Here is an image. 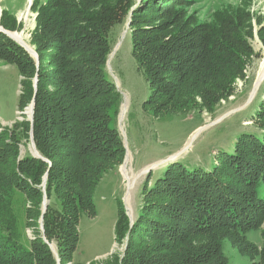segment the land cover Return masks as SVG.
Segmentation results:
<instances>
[{
  "label": "trees",
  "instance_id": "obj_1",
  "mask_svg": "<svg viewBox=\"0 0 264 264\" xmlns=\"http://www.w3.org/2000/svg\"><path fill=\"white\" fill-rule=\"evenodd\" d=\"M144 1L131 11L132 0H48L39 8L31 41L38 66L0 32V61L24 78L19 107L34 103L32 122L0 132V264H56L53 243L59 264L71 263L81 215L95 216L96 187L123 161L125 150L113 124L121 94L106 72L115 26L130 20L131 56L150 89L142 109L153 116L189 113L197 100L212 114L233 95L236 79H243L242 59L252 53L243 30L249 29L246 18L224 17L216 27L188 29L176 13L167 12L186 0L157 6ZM159 14L168 20L152 26L149 18ZM258 35L264 46V26ZM54 43L58 56L50 74L42 53ZM249 117L251 130L236 135L227 150L218 149L207 167L175 161L154 181L149 173L130 231L117 202L114 241L125 248L121 261L116 257L107 264H229L222 238L231 235L241 245L259 247L260 253L250 254L258 255L255 264H264V98ZM30 133L40 158L20 153ZM21 200L32 206L24 212L34 239L19 227ZM41 216L43 234L36 230ZM257 231L260 246L247 238Z\"/></svg>",
  "mask_w": 264,
  "mask_h": 264
},
{
  "label": "rangeland",
  "instance_id": "obj_2",
  "mask_svg": "<svg viewBox=\"0 0 264 264\" xmlns=\"http://www.w3.org/2000/svg\"><path fill=\"white\" fill-rule=\"evenodd\" d=\"M66 1L78 2V0ZM132 1L134 3L131 11L139 9L142 0ZM148 1L157 6L162 4L163 0ZM47 2L48 0H0V23H5L14 31H6L1 26L0 29L9 34L16 32L22 35L32 49L31 56L36 66L38 59L31 41L36 33L39 8ZM167 12L176 13L186 28L195 30L201 27H216L217 22L224 17L236 20L237 16H243V21L246 18L249 29L245 26L243 30L248 34L246 39L252 53L242 59L244 77L236 79L233 84V95L227 100L220 101L212 114L201 109L200 101L197 100L198 107L189 113L177 112L153 116L142 109L150 89L131 56L132 44L127 25L128 18L123 25L113 28L110 40L111 53L115 50V54L110 63L111 53L108 56L106 72L121 94V104L113 124L122 140L125 153L121 165L105 174L93 193L95 216L81 215L78 224L79 241L72 262L69 264H107L116 257L121 261L125 246L124 243L118 245L114 241L113 234L117 202H122L130 231L143 206V188L146 184L150 185L151 179L146 182L149 173L154 181L168 163L175 161H180L187 168L207 167L213 161L212 156L216 157L218 149L227 150L236 135L251 130L249 116L255 107L263 102L264 75L257 90L255 85L264 68V46L258 35L259 29L264 26V0H186V3L178 4ZM149 20L152 26H157L168 20V17L159 14L150 17ZM56 47H59V44H51L50 48L44 49L42 53L44 68L49 70L50 74L55 66L53 62L58 56ZM23 80L14 66L0 61V132L4 129L11 130L15 124L22 121L32 122L27 112L32 101L22 103L23 107H19ZM31 80L35 89L36 76ZM124 97L128 108L122 128L119 118ZM20 153L22 156L34 155L31 142L23 139L20 143ZM127 159L128 163L125 164ZM125 165L131 178L130 183L124 178L121 169ZM261 190L264 191L263 188ZM44 200L46 199L42 201L41 213H43ZM21 206L19 227L28 239H34L35 230L25 227L24 212V209H30L32 206L28 202L22 205V200L17 203V208ZM41 223L42 216L38 220L39 226L36 230L43 234ZM129 233L125 234V241L128 240ZM247 238L254 245H261L258 231L250 232ZM222 243L223 253L229 264H255L258 261V255H252L250 251L255 250L260 253L259 247L255 249L250 245H241L232 235L222 238ZM51 246L55 252L53 254L56 264H59L56 246L54 243Z\"/></svg>",
  "mask_w": 264,
  "mask_h": 264
},
{
  "label": "bare ground",
  "instance_id": "obj_3",
  "mask_svg": "<svg viewBox=\"0 0 264 264\" xmlns=\"http://www.w3.org/2000/svg\"><path fill=\"white\" fill-rule=\"evenodd\" d=\"M10 36L15 40L17 41L19 44H21L23 47H25L29 52H31L32 49L29 48V46L27 45V43L25 42V40L23 39L22 35H20L19 33H10ZM125 36V34H124ZM115 54V51L111 53V55L109 56V63L110 61L112 60L113 56ZM264 75V68H262V71H261V74L259 75V78H258V82L257 84L255 85V90H257L259 84H260V79L263 77ZM127 101H126V98L124 97V102L122 103V106H121V110H120V118H119V122L121 123V127L123 128V124H124V121H125V116H126V112H127ZM28 114H29V111H27ZM176 156V155H175ZM130 157V156H129ZM174 157H171V159H173ZM128 163V159L126 160L125 164ZM122 171H123V174H124V178L126 179V181H128V183H130V176H129V173H128V170H127V167L126 165L121 168ZM133 184V183H132ZM128 186V185H127Z\"/></svg>",
  "mask_w": 264,
  "mask_h": 264
},
{
  "label": "water",
  "instance_id": "obj_4",
  "mask_svg": "<svg viewBox=\"0 0 264 264\" xmlns=\"http://www.w3.org/2000/svg\"><path fill=\"white\" fill-rule=\"evenodd\" d=\"M130 21V20H129ZM129 21H128V27H129ZM0 32H2V33H4L7 37H9L11 40H13L14 42H16V43H18L17 41H15L11 36H10V34L8 33V32H6V31H4V30H2V29H0ZM19 44V43H18ZM19 46L20 47H22L27 53H29L30 55L31 54H33L32 52H29L25 47H23L21 44H19ZM115 51V50H114ZM33 108H34V103H33V101H32V103H31V105H30V109H29V114H30V121H32V117H33ZM30 142H31V145H32V147H33V149H34V155L33 156H35V157H37V158H40V156L38 155V153L36 152V150H35V147H34V143H33V139H32V133H30ZM45 181H46V177L44 178V180H43V184H42V187L44 188V186H45ZM46 205H47V201L46 200H44V205H43V213L45 212V209H46ZM42 224V223H41ZM41 228H42V230H43V225H41ZM49 247H50V250L52 251V253H54L55 254V252H53V248H52V246L51 245H49ZM58 262V261H57Z\"/></svg>",
  "mask_w": 264,
  "mask_h": 264
}]
</instances>
